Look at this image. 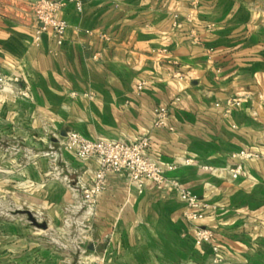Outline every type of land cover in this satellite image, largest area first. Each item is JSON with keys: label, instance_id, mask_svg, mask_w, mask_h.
I'll use <instances>...</instances> for the list:
<instances>
[{"label": "crops", "instance_id": "obj_1", "mask_svg": "<svg viewBox=\"0 0 264 264\" xmlns=\"http://www.w3.org/2000/svg\"><path fill=\"white\" fill-rule=\"evenodd\" d=\"M56 16L67 23L63 43L50 30L36 42L27 1L0 0V70L29 93L0 91V139L39 152L18 175L39 183L36 211L58 229L64 204L98 168L97 157L59 148L67 132L147 137L144 155L174 166L167 176L207 204L206 216L189 223L176 189L146 179L139 190L128 172L109 174L89 245L100 264H208L212 245L195 244L196 226L213 231L221 264H264V0H82L81 10L66 1ZM157 108L167 112L164 127L155 126ZM46 148H58L54 162ZM242 150L253 155L233 179L228 168ZM51 168L64 177L41 184ZM19 228L2 237V264L26 261ZM48 257L31 263L57 264Z\"/></svg>", "mask_w": 264, "mask_h": 264}, {"label": "built area", "instance_id": "obj_2", "mask_svg": "<svg viewBox=\"0 0 264 264\" xmlns=\"http://www.w3.org/2000/svg\"><path fill=\"white\" fill-rule=\"evenodd\" d=\"M30 7L32 14L39 25L34 30V41H39L45 31L50 30L61 45L67 23L57 18V12L65 5L66 1L75 3L78 10L82 8V0H24ZM18 75H6L0 70V91H8L23 98H28L29 93L20 86ZM144 83L138 85L140 91ZM229 105H239V99L228 101ZM155 126L164 127L167 112L163 109H155ZM150 141L142 137L133 143L122 141L91 140L83 137L76 131H69L60 143V149L71 151L78 157H97L98 168L94 178L88 186L81 187L79 191L80 201L71 210L72 215L67 216L62 224L64 233L68 234L69 243L74 250L76 257H72L67 264H100L101 260L96 251L88 249L93 242V217L95 214L98 194L104 190L106 178L112 173L128 172L131 181L138 187L143 188L146 179L155 185L169 186L179 192L180 199L184 204L183 216L192 224H198L206 216L205 202L200 200L190 189L183 185L178 179L168 177L166 172L174 170V166L167 169L151 161L144 152L149 148ZM248 151H239L233 155L240 161L228 168L230 176L236 179L243 171V164L246 159L252 157ZM185 165L194 164V160L187 158ZM201 170L213 171L209 165H200ZM194 242L196 245L209 243L212 245L214 255L208 264H221L222 258L218 255L220 250L214 242V233L210 229L195 227Z\"/></svg>", "mask_w": 264, "mask_h": 264}, {"label": "rangeland", "instance_id": "obj_3", "mask_svg": "<svg viewBox=\"0 0 264 264\" xmlns=\"http://www.w3.org/2000/svg\"><path fill=\"white\" fill-rule=\"evenodd\" d=\"M31 141L34 139L32 138ZM57 149L46 148L41 151V154L52 157L54 162L55 153L53 152ZM36 153L33 149L28 148L24 140L0 139V255L4 254L1 252L2 237L7 232H10L11 235L18 233L14 228L19 223L21 233L17 236L25 241L24 245L21 244L19 248L26 260L24 264H32L33 259H37V257L47 259L50 255L58 258L57 264H67V261L76 257V254L70 246L68 234H65L62 229V224L67 216L72 215L71 210L78 205L80 197L76 196L73 204L68 202L64 204L59 228H52L50 214L36 211L38 209L35 208L36 205H39V202L34 198L37 190L35 188L38 186L36 184L39 183L24 182L18 177L24 173L26 166L23 165L24 161L32 164ZM59 177H64L60 169L51 168L44 174V182L41 184L55 182ZM15 244L17 245V243Z\"/></svg>", "mask_w": 264, "mask_h": 264}]
</instances>
